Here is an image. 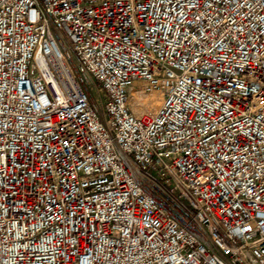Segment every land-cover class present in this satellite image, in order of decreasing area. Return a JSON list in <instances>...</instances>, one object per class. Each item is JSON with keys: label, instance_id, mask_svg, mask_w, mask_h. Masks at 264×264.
I'll use <instances>...</instances> for the list:
<instances>
[{"label": "built area", "instance_id": "1", "mask_svg": "<svg viewBox=\"0 0 264 264\" xmlns=\"http://www.w3.org/2000/svg\"><path fill=\"white\" fill-rule=\"evenodd\" d=\"M0 264H264V0H0Z\"/></svg>", "mask_w": 264, "mask_h": 264}, {"label": "rangeland", "instance_id": "2", "mask_svg": "<svg viewBox=\"0 0 264 264\" xmlns=\"http://www.w3.org/2000/svg\"><path fill=\"white\" fill-rule=\"evenodd\" d=\"M59 38L63 45L65 46L66 51L70 54L73 55V51L71 49L72 47V40L66 35V34H60ZM156 102H154L155 104Z\"/></svg>", "mask_w": 264, "mask_h": 264}]
</instances>
